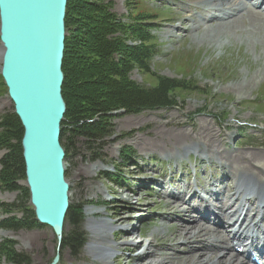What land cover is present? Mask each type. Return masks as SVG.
I'll return each instance as SVG.
<instances>
[{
  "label": "rangeland",
  "instance_id": "1",
  "mask_svg": "<svg viewBox=\"0 0 264 264\" xmlns=\"http://www.w3.org/2000/svg\"><path fill=\"white\" fill-rule=\"evenodd\" d=\"M107 2L111 3V12L132 30L137 22L150 23L152 39L146 45H152L153 57L147 64L149 72L132 66L129 80L136 86L150 88L157 85L158 77H164L184 83L187 89L172 93L175 105L171 108L137 114L113 112L107 122L108 134L100 141L77 136L66 146L61 144L65 151L64 175L69 186V207L62 239L73 229L69 212L76 211L82 217L80 231L85 235V245L77 256L61 244L57 250L56 236L48 227L36 223L31 229L14 231L0 226V264H12L8 260L10 247L2 246L6 241L12 243L11 250L27 254L32 264H50L56 255L59 256L57 264H199L192 255L198 256L200 248L205 247V252L219 248L213 261H228L231 252L221 251L225 243L220 238L222 245L215 233L202 237L200 243L196 238L188 243V238L198 231L194 227L188 228L194 225L193 219L197 216L192 214L189 206L198 208L199 195L192 196L185 208V202L181 206L176 204L181 212L177 213L175 208H168L166 202L180 198H169V193L163 189L168 190L169 183L185 184L189 186L185 193L189 197L193 185L201 191L208 185L223 184L219 187L222 194L232 195V186L236 182L232 177L234 174L228 176L222 173L224 171L219 172L218 161L224 159L219 160L218 155L225 151L252 159L251 163H254L249 162L251 168L264 173V33L253 31L251 36H246L247 19L229 35L220 32L222 36L201 34L204 30L211 31L212 27L194 29L196 26L188 21V17L196 19L192 14L197 11L190 8L186 14L183 12L187 6H199V0H105L104 3ZM200 13L195 16L198 18ZM216 13L214 11L213 15ZM126 41L132 46L139 45L135 36L128 35ZM12 112V103L0 77V116ZM66 127L71 128V125ZM201 130L211 131L208 134L212 135L213 141L200 138ZM213 133L222 135L223 140L219 141ZM182 134L189 137L183 140ZM202 145L212 148L215 155H200ZM4 153L0 151V159ZM197 153L203 157H197ZM179 157L182 160L176 161ZM94 163L103 164L105 170L92 171L90 167ZM236 163L234 166L239 170H229L245 173L242 170L246 168L245 163ZM81 168L88 172L87 177L77 175ZM241 176L235 174L237 179ZM260 177V183H264V175ZM84 182L91 190L98 191V195L88 191ZM15 184L21 189L0 188V204H16L13 208L29 209L25 213L29 217L33 209L29 197L23 195L25 176ZM172 191L175 192V188ZM207 198L212 202L216 200L215 197ZM231 202L228 204L232 205ZM239 203L234 204L239 206ZM184 209L190 213L184 214ZM86 210L101 214L89 218ZM17 211L9 214L0 211V223L19 219L21 214ZM254 212L249 208L247 214ZM100 219L113 224L112 231L106 232L89 224ZM206 225L211 232L224 230ZM180 226L187 229L181 231ZM100 246L110 247L112 258L98 252ZM138 255L145 259L136 260ZM205 263L202 260L200 264Z\"/></svg>",
  "mask_w": 264,
  "mask_h": 264
},
{
  "label": "trees",
  "instance_id": "2",
  "mask_svg": "<svg viewBox=\"0 0 264 264\" xmlns=\"http://www.w3.org/2000/svg\"><path fill=\"white\" fill-rule=\"evenodd\" d=\"M104 2L68 0L66 4V37L61 67V94L66 106L60 135L63 147L77 136L92 141L102 140L108 134L107 122L113 112L137 114L145 110L171 108L175 105L172 93L177 89H187L184 83L164 77H158L157 85L150 88L136 86L129 80L132 66L149 72L147 64L153 57V47L146 43L152 39L150 28L148 22L140 21L132 30L129 24L121 22L111 12V3ZM128 35L135 36L139 45H128ZM69 124L71 128L66 127ZM22 136L21 123L13 112L0 116V151L5 152L0 159L1 189H21L15 182L25 176L20 144ZM23 190V195L28 198V190ZM15 206L0 204L3 213L18 210L22 217L0 223L1 228L16 231L36 226L33 212L28 217L25 213L29 209L13 208ZM69 219L73 229L62 239L61 246L77 256L85 245V235L80 231L82 217L70 210ZM3 245L10 247L8 260L12 264H32L27 254L11 250V242L6 241Z\"/></svg>",
  "mask_w": 264,
  "mask_h": 264
},
{
  "label": "water",
  "instance_id": "3",
  "mask_svg": "<svg viewBox=\"0 0 264 264\" xmlns=\"http://www.w3.org/2000/svg\"><path fill=\"white\" fill-rule=\"evenodd\" d=\"M68 0H0V76L18 117L29 203L59 250L69 186L60 143L65 104L61 70ZM56 255L50 264H57Z\"/></svg>",
  "mask_w": 264,
  "mask_h": 264
},
{
  "label": "bare ground",
  "instance_id": "4",
  "mask_svg": "<svg viewBox=\"0 0 264 264\" xmlns=\"http://www.w3.org/2000/svg\"><path fill=\"white\" fill-rule=\"evenodd\" d=\"M263 1L264 0H199V6H196V5L187 6L186 11H183V12H185V14H186L190 8H193L197 12L207 13L209 15L211 13H213L214 11H217L219 15L221 14L220 20H218V19L215 20V19H212L211 17H207L206 14H204L203 17H200L199 21L196 19H193L191 17H188V21L193 22V26H196L193 28L196 30L201 29V28L205 29L204 28L205 26L212 27L211 31H208V30H204L202 32L199 31L201 34L202 33L203 34L209 33L211 36H222L218 32L223 33V35L224 34L229 35L230 33H234V31L238 30L239 25L244 24V21L248 19V24L245 26V28L248 32L246 36L249 37L253 34V31H258L260 33H264V13H259V10H262L261 9V3H263ZM253 4H256L259 8L253 7ZM201 5H204V6H201ZM202 13H200V14L202 15ZM192 16H193V14H192ZM242 30H243V28H242ZM242 34H244V33H242ZM239 35H240V33H239ZM259 39H260V36L258 37V41H259ZM208 133H211V131L206 130L204 132L201 130L199 132V137L206 140V141H213L212 135L208 134ZM215 136L217 137V139H219V141L223 140L222 135H215ZM180 137L183 138V140H184L185 137L187 139L189 136L187 134L186 135L182 134V135H180ZM199 137H196L195 139H199ZM216 137H214V138H216ZM202 146H203V149L200 150V155H204V156L206 155V156H210V157L215 155L212 148H210L207 145L206 146L202 145ZM145 150H147V149H144V151ZM200 155H198V153H197V157H199ZM200 157H203V156H200ZM218 157L220 158L219 160L224 159L223 162L218 161V163L220 164L219 172L224 171L222 173H225L228 176L234 174L232 177H234L236 179V184L232 189L233 194L232 195H230V194L226 195L225 199L227 200V202L233 201L234 203H238L240 201V206L236 212V214H239V217L235 220L234 224H236V225L238 224L239 227H243L244 225H242V223H243V219L245 217V214H244L245 207L247 204L251 203L253 200L245 199L244 201H242L241 197L245 193L250 194L251 192H254V191H256V193H257L256 195L263 194L262 197L264 196V183H260V179L262 178V177H260V175L262 176V175H264V173L262 171L260 172L259 170H255L254 168H251L249 162L251 163L252 159L248 160L245 157H242L241 154L239 155V154H235V152L229 153L228 151H225L224 154H220V155H218ZM221 157H222V159H221ZM180 159L182 160V158H180V157L176 158L175 160L177 161ZM236 161L241 162V163L242 162L245 163V167H246L245 169H242V168H244L243 166L241 168L245 173H241L240 171L236 172V173L242 175L239 179H237L238 177H235V174H236L235 171L229 170L230 168H234V169L239 170V167L236 168L234 166V162L236 163ZM243 163H242V165H243ZM253 163H251V164H253ZM90 169L94 172H96V171L101 172V171L105 170L103 164H101V163H94L90 167ZM64 171H65V169H64ZM77 175H81L82 177H87L88 172L81 168V169H78ZM84 185L86 186V189L88 191H91L92 193H94L95 196L98 195L99 192L93 191L94 189L91 190L86 182H84ZM182 187L186 188L187 185H183ZM220 191H221V188L215 189L213 186L208 185L201 192H199V195H200V197L203 198V197H205V195H214V194L219 193ZM166 192H168V191L166 190ZM175 199H179V198H174L173 200H175ZM183 203H184V200L182 198H180L178 201H174V202H170V200H168L166 202V206L168 208H175V212L181 213L178 205H182ZM176 204H178V205H176ZM224 208H225V205H222L221 209H224ZM183 213L189 214L190 212L187 209H184ZM192 213H193V211H192ZM86 214L89 218H92V217H94L98 214H101V213L93 211V210H86ZM243 214H244V217H243V219H241V216ZM256 216H255V218H256ZM223 218L226 219V217H223ZM255 218H253L252 220H248V225L251 226L250 231L252 232V234L253 233L255 234L256 232H264V229H262L258 226V222L255 224L253 223ZM260 220H264V215L260 216ZM193 223L195 226L193 225L192 227H188V228L194 227V229L196 228L198 231L194 232L193 235H191L188 238V241H189L188 243H191V241L194 240L193 238H196L195 240H197L200 243L202 237L209 236V234L211 232L209 231V229L207 227H203L204 225H200L196 221H193ZM89 224L91 226L93 225L94 227H96L100 230L106 231V232L112 231V226H113V224L109 223V221H106L104 219L94 220L92 223L90 222ZM181 227L182 226H180L181 231H184L187 229V228L182 229ZM214 236H215V238H220L219 237L220 235H218L217 232H215ZM222 236H225V239H226V235L222 234ZM226 249H229V248L226 246ZM97 250L102 255H104V256L106 255L107 258H112V250L110 247L100 246L99 248H97ZM200 250H201V252L198 256H195L196 254L192 253L193 254L192 257H194L195 260L199 264L201 263L202 260H205V262H206L205 264H220V263L234 264V261H235L234 259H235V257H237V255H235V256L229 258L228 261H225V262H222L220 259L213 261V258H215L218 255V250H216V249L215 250H208L207 252H205L204 248H200ZM207 253H209L210 255H208ZM151 254L152 253H150L149 255L151 256ZM148 256H146V257H148ZM135 259L136 260L138 259V261H142L145 259V257H143L142 255L141 256L138 255V256H136ZM149 264H156V263L150 262ZM158 264H163V262H159ZM238 264H242V262H240Z\"/></svg>",
  "mask_w": 264,
  "mask_h": 264
}]
</instances>
